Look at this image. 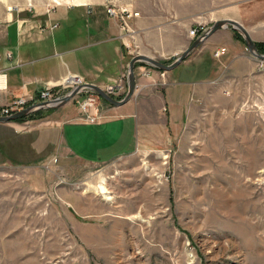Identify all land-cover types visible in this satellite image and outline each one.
<instances>
[{
	"label": "rangeland",
	"instance_id": "rangeland-1",
	"mask_svg": "<svg viewBox=\"0 0 264 264\" xmlns=\"http://www.w3.org/2000/svg\"><path fill=\"white\" fill-rule=\"evenodd\" d=\"M234 3L0 0V45L6 41L8 24L32 20L43 24L52 13L72 6L106 12L107 7L126 9L137 15L130 26L132 20L145 17L149 29L156 30L158 22L190 25L228 10L235 14ZM152 30L142 37L121 30L132 36L134 56L172 63L193 41L178 31L180 47L176 37L161 47L152 39ZM185 39L188 43L183 44ZM207 62L220 66L217 59ZM139 65L146 66V72H163ZM260 70L254 77L232 82L238 89L215 87L211 102H197L180 131L163 127L166 112L147 105L167 87L160 84L162 79L143 97L133 98L137 105L131 114L124 116L116 109L98 124L82 120L86 115L78 105L84 92L92 91H83L43 118L0 124L17 123L16 129H0V264H264V65ZM126 93L110 96L122 100ZM98 97L107 110L116 108ZM142 98L143 108L138 104ZM27 100L41 101L40 95ZM10 115L0 110V116ZM111 120L128 126L132 122L133 127L135 122L144 133V144L106 163L89 164L62 142L65 126ZM51 131L57 133L53 147L47 140Z\"/></svg>",
	"mask_w": 264,
	"mask_h": 264
},
{
	"label": "crops",
	"instance_id": "crops-1",
	"mask_svg": "<svg viewBox=\"0 0 264 264\" xmlns=\"http://www.w3.org/2000/svg\"><path fill=\"white\" fill-rule=\"evenodd\" d=\"M234 1L235 14L228 10L223 16L213 14L207 22L193 20L190 25L158 22L156 30L149 29V20L142 17L132 20L133 25L127 33H138L142 37L144 32L152 30L149 32L152 39L161 47L174 41L175 37L180 47L181 36L177 37L175 32L183 31L187 40L194 41L192 36H188V30L197 27L198 23L206 24L207 29L217 21L233 20L241 23L256 43H264V0ZM24 23L26 21L8 24L6 41L0 45V76L6 78V87L0 89V110L20 98L37 99L45 88L55 90L68 78L74 81L73 76L67 77L70 74L83 79L84 84H93L103 90L121 78H127L128 66L134 57L132 36L122 32L119 20L109 16L106 10L72 6L52 13L43 24L35 20L30 24ZM187 40L183 44L188 43ZM196 51L176 70L166 73L167 87L147 100V105H154L157 110L166 112L163 127L166 125L172 130H182L195 111L197 102H211L215 87L229 91L238 89L239 85L232 82L254 77L264 65L247 52L230 29L216 32ZM207 58L217 59L220 66L214 68ZM145 68L142 65L136 67L138 88L134 99L142 96L144 91L155 88L161 81L157 71H152L148 78L144 77ZM214 72L218 76H214ZM134 99L122 107L110 109L109 113L119 109L124 116L131 114L137 105ZM143 99L138 103L141 108L145 104ZM131 119L135 121V118ZM134 124V127L132 122L128 126L120 120L99 125L72 123L63 129L62 142L83 162L106 163L132 153L141 147L140 144H144V133L138 131L137 124ZM16 126L0 125V129L8 127L13 130ZM56 135L55 131H51L47 136L51 147L55 144ZM169 138L172 139L170 135Z\"/></svg>",
	"mask_w": 264,
	"mask_h": 264
},
{
	"label": "water",
	"instance_id": "water-1",
	"mask_svg": "<svg viewBox=\"0 0 264 264\" xmlns=\"http://www.w3.org/2000/svg\"><path fill=\"white\" fill-rule=\"evenodd\" d=\"M223 29H230L241 34L246 42V47L247 50L250 52V54L253 57H255L257 60L264 62V54H261L259 52L257 44L252 39L250 32L241 23L233 20L217 21L208 30H206L199 37H197L191 43V45L186 50H184L170 64H167L161 60H158L155 57H151L148 55L139 54L134 56L131 59L128 66V74H127L128 90L125 97L122 100L114 99L113 97L108 95L102 88L98 86H95L93 84H85L81 87L75 88L68 95H66L64 98L58 101L36 103L10 116L7 117L0 116V124L12 123L19 118L28 117L41 111L60 109L66 106L67 104H69L75 97H77L80 93H82L84 90L87 89L99 95L107 103L115 107H122L128 104L136 95V89H137L136 66L138 64H146L160 71L172 72L176 70L178 67H180L200 46H202L207 40H209L216 32Z\"/></svg>",
	"mask_w": 264,
	"mask_h": 264
},
{
	"label": "built area",
	"instance_id": "built-area-1",
	"mask_svg": "<svg viewBox=\"0 0 264 264\" xmlns=\"http://www.w3.org/2000/svg\"><path fill=\"white\" fill-rule=\"evenodd\" d=\"M108 8V14L111 17L117 18L120 22L121 30L124 32H129L130 30V21L132 17H135V14H132L131 11L122 9L120 11L115 10L112 7ZM137 16V15H136ZM206 31L205 26L199 25L198 28H193L190 31V35L194 38L199 36L201 33H204ZM144 76L150 77L151 71L146 72L143 74ZM161 79L163 80L161 83L163 85H166L165 79H166V73L161 72L160 73ZM74 81L66 79L64 82H61V86H59V90L55 91L52 87L45 88L40 93V99L43 101H51L55 99H60L62 96L65 95V93L71 89H74L75 87L84 84V80L81 79L78 76H73ZM107 93L113 97L119 98L122 97L126 91H127V84H126V78H121L116 84L110 85L106 89ZM83 99L78 101V105L80 107V110L82 108L84 115L82 120H84L88 124L91 123H100L102 119L104 120L106 116L109 114V110H107L103 103L101 102L100 98L95 95L92 92H84L82 95ZM32 100H27L25 98L19 99L18 101H14L11 103L6 109L1 110L3 115H10L18 112L19 110L25 108L29 102ZM38 103L37 101H32V105ZM91 110H94L95 113H91Z\"/></svg>",
	"mask_w": 264,
	"mask_h": 264
},
{
	"label": "trees",
	"instance_id": "trees-1",
	"mask_svg": "<svg viewBox=\"0 0 264 264\" xmlns=\"http://www.w3.org/2000/svg\"><path fill=\"white\" fill-rule=\"evenodd\" d=\"M234 35L235 37L237 38H240L244 44H246L245 40H243V38L240 36V34L238 32H234ZM257 47H258V50L261 54H264V43H257ZM171 61H168V62H165L167 64H169ZM56 110H45V111H41V112H38L36 114H33L31 116H28V117H22V118H19L17 119L15 122L17 123H23L27 120H33V119H40V118H43V114L44 113H48V112H54Z\"/></svg>",
	"mask_w": 264,
	"mask_h": 264
},
{
	"label": "bare ground",
	"instance_id": "bare-ground-1",
	"mask_svg": "<svg viewBox=\"0 0 264 264\" xmlns=\"http://www.w3.org/2000/svg\"><path fill=\"white\" fill-rule=\"evenodd\" d=\"M107 14H108V11H107ZM108 15H109V14H108ZM109 16H110V15H109ZM138 16H139V15H138ZM136 17H137V16H136ZM197 37H198V36H197ZM197 37H196V38H197ZM193 39H194V37H193ZM207 41H208V40H207ZM207 41H206V42H207ZM206 42H205V43H206ZM205 43H204V44H205ZM200 47H201V46H200ZM200 47H199V48H200ZM199 48H198V49H199ZM198 49H197V50H198ZM138 65H139V64H138ZM143 65H146V64H143ZM147 66H149V65H147ZM150 67H151V66H150ZM163 72H165V71H163ZM5 82H6V78L0 77V89H1V87H6V86H5V85H6ZM83 85H85V84L79 85V86H77V87H81V86H83ZM77 87H75V88H77ZM75 88H74V89H75ZM137 88H138V87H137ZM74 89H73V90H74ZM84 91H91V90H88V89H87V90H84ZM136 91H137V89H136ZM126 92H127V91H126ZM106 93H107V92H106ZM80 94H81V93H80ZM80 94H79V95H80ZM95 94H96V93H95ZM107 94H108V93H107ZM79 95H78V96H79ZM108 95H109V94H108ZM78 96H77V97H78ZM98 96H99V95H98ZM75 98H76V97H75ZM75 98H74V99H75ZM74 99H73V100H74ZM73 100H72V101H73ZM53 101H55V100H51V101H43V100H41L40 102H38V101H37V102H38V103H43V102H53ZM72 101H71V102H72ZM67 105H68V104H67ZM112 106H113V105H112ZM91 111H92V110H91ZM8 124H9V123H8Z\"/></svg>",
	"mask_w": 264,
	"mask_h": 264
}]
</instances>
